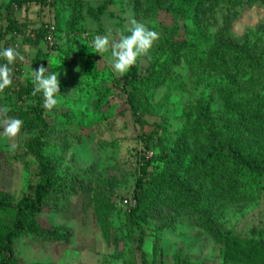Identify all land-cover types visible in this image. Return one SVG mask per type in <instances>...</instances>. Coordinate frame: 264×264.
<instances>
[{
	"label": "rangeland",
	"instance_id": "obj_1",
	"mask_svg": "<svg viewBox=\"0 0 264 264\" xmlns=\"http://www.w3.org/2000/svg\"><path fill=\"white\" fill-rule=\"evenodd\" d=\"M8 1L0 0L1 27L7 24ZM101 1L54 0L48 6L31 3L13 8L17 29L1 42V47H15L25 56L12 65L22 69V80L31 78V67L37 70L41 65L60 74V102L52 110L44 108V119L57 146L53 150H61L53 154L60 159L57 173L74 183L71 194L50 199L38 216L42 228L57 229L64 236L50 240L24 233L14 241L16 257L26 264H244L231 253L244 251L251 237H264V177L253 195L245 187L238 195L227 196L224 183L214 188L209 177L196 181L181 167L178 175L193 191L187 197H171L172 189L160 187L166 199L153 203L152 197L147 211L130 218L137 203L130 195L140 175L139 155L146 144L153 147L147 156L174 146L181 131L197 118L198 102L208 101L220 111L214 77L194 72L184 63L175 65L164 84L150 89V107L136 120L117 80L120 75L111 68L110 53L103 59L91 52V41L108 29L114 36L127 35L132 19L159 34L151 51L163 37L164 26L169 34L206 41L229 23L235 41L255 39L264 25V2L229 6L219 0L204 10L198 0H114L98 19L83 10L82 3L97 6ZM152 1L170 3L171 9L146 13L144 8ZM195 17L206 35L198 32ZM46 24L53 28L46 32L51 41L46 39ZM138 61L144 72L147 58ZM25 105L13 85L0 93V107L10 108L9 116L16 117ZM211 115L226 128L220 114ZM39 134L40 127L22 126L15 152L0 135V191L13 202L31 194L38 180V159L28 141ZM190 147L195 150V145ZM196 153H187V161ZM162 165L157 159L147 165L152 180ZM126 197H133L135 205H124ZM13 217L12 209L0 210V237Z\"/></svg>",
	"mask_w": 264,
	"mask_h": 264
},
{
	"label": "trees",
	"instance_id": "obj_2",
	"mask_svg": "<svg viewBox=\"0 0 264 264\" xmlns=\"http://www.w3.org/2000/svg\"><path fill=\"white\" fill-rule=\"evenodd\" d=\"M113 1L102 0L97 6L82 3L83 10L98 19ZM217 1L219 0H198V5L206 10L209 6H216ZM224 1L229 6L242 2H264ZM53 2L54 0H9L5 7L7 24L0 26V47L3 38L12 29H17L13 8L31 3L48 6ZM160 9L170 10L171 5H154L152 1L151 5L144 8L146 13L153 14ZM194 23L198 32L206 35L205 27L196 17ZM46 28L45 33L51 30L48 25ZM260 30L255 39L235 41L230 35V24L226 23L205 41L202 38L169 34L168 27L164 26V35L159 44L146 56L147 66L144 72L137 61L126 74L118 77L117 80L121 81L122 88L125 89L127 105L136 120L150 107V89L164 84L166 79L170 78L172 68L181 63L194 72L213 76L217 94L222 101L220 111L213 108L208 101L198 102L195 105L197 118L191 119L190 124L183 128L180 133L182 135L174 146L162 150L159 154L152 153L147 156L153 147L145 145V150L139 155L140 175L134 184L133 195H130L137 202L130 212L131 219L147 211L148 201L152 197L155 198L153 203L166 199L167 194H164L165 190L160 187L166 185V188L172 189L171 197L175 194L187 197L188 193L193 191L190 183L179 177L178 171L181 167L184 174L190 173L196 181L209 177V183H212L214 188H220L218 185L224 183L223 188L227 196L229 193L238 195L245 187L253 195V188L257 187V183L264 177V25ZM14 35L15 33L11 34V37ZM1 61L3 60L0 59V64L6 63ZM13 69L12 85L17 99L26 104L18 109L16 118L23 121L24 128L40 127V134L28 141L38 159V180L32 193L21 196L16 202L0 191V210L14 211L11 226L0 237V264H26L16 257L14 250V241L24 233H31L41 239H61L63 233L57 229L42 228L38 216L49 206L50 199L71 194L74 190L72 180L57 173L56 166L59 165L60 159L54 155L56 150L61 154V150H53L56 145L51 136L52 130L47 127L44 119L42 94L34 96L32 78L22 80V69ZM215 76H218V79ZM213 111L225 119L226 128L211 119ZM191 145H195L194 151L190 150ZM190 152L197 153L187 161L186 155ZM153 159L162 161L163 165L152 180L147 165ZM151 182L154 183V188ZM77 185L80 187V184ZM231 257L244 264H264V237H251L247 241L246 249L233 251Z\"/></svg>",
	"mask_w": 264,
	"mask_h": 264
},
{
	"label": "clouds",
	"instance_id": "obj_3",
	"mask_svg": "<svg viewBox=\"0 0 264 264\" xmlns=\"http://www.w3.org/2000/svg\"><path fill=\"white\" fill-rule=\"evenodd\" d=\"M127 35L117 33L114 36L111 29L104 35H96L91 41L94 53L100 54L104 59L105 53H110V64L112 70L123 76L129 69L136 65L137 61L149 55L155 42L159 39V34L150 29L144 22L132 19L127 29ZM0 59L6 63L0 64V93L13 84L14 69L11 67L17 60L23 62L25 56L15 47H0ZM79 71V69H77ZM56 72H49L48 68L41 65L37 70L31 67V78L33 82V92L43 96V106L47 110H52L59 104L60 81ZM10 108L0 107V135L9 141V150L15 152L17 144L16 137L20 134L23 121L19 118L9 116Z\"/></svg>",
	"mask_w": 264,
	"mask_h": 264
},
{
	"label": "built area",
	"instance_id": "obj_4",
	"mask_svg": "<svg viewBox=\"0 0 264 264\" xmlns=\"http://www.w3.org/2000/svg\"><path fill=\"white\" fill-rule=\"evenodd\" d=\"M50 29H53L52 27H50ZM47 40L51 41L52 40V37L51 35H47ZM123 204L124 205H128V206H133L135 205V199L133 197H126L124 200H123Z\"/></svg>",
	"mask_w": 264,
	"mask_h": 264
}]
</instances>
